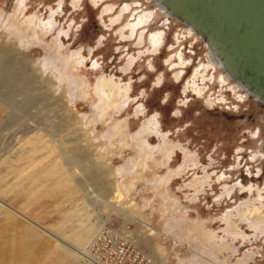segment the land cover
Returning <instances> with one entry per match:
<instances>
[{"label": "rangeland", "instance_id": "obj_1", "mask_svg": "<svg viewBox=\"0 0 264 264\" xmlns=\"http://www.w3.org/2000/svg\"><path fill=\"white\" fill-rule=\"evenodd\" d=\"M23 1L0 0V264H34L50 244L43 264H264V231L234 238L226 223L264 187L263 113L227 87L208 104L219 89L209 80L204 94L184 92L203 43L175 46L172 19L156 53L119 37L118 7L148 0ZM51 14V29L28 32L29 18ZM180 49L192 64L176 79ZM77 51L84 61L71 66ZM101 77L129 85L126 102L102 104Z\"/></svg>", "mask_w": 264, "mask_h": 264}, {"label": "bare ground", "instance_id": "obj_2", "mask_svg": "<svg viewBox=\"0 0 264 264\" xmlns=\"http://www.w3.org/2000/svg\"><path fill=\"white\" fill-rule=\"evenodd\" d=\"M16 1L18 7H21L24 4L23 0H16ZM80 1L81 0H75L74 6H79ZM91 1L97 3L103 0H91ZM148 1L151 3L152 7L148 5L143 6L144 4L140 2H136L137 6H135L134 8H131L130 5L127 3L123 4L120 8L118 7L117 14L111 18L110 22L112 24L119 22L122 19V17H124V13L126 15V13L128 12V20L126 24L124 25L123 29H120L117 32L119 37H124V33L128 31L130 33L129 35H131L133 39L137 40L138 45H141V43L146 38L148 44L151 47V50L154 53H156L159 51V49L163 44V40L165 36L164 34L168 26V23L171 20V16L163 7V5L158 3L156 0H148ZM113 10L114 8L112 6H106L103 9V12L104 11L113 12ZM155 13L159 14L162 17V21L156 22L157 25L153 27L152 25L154 23L153 21H154ZM53 14H51L49 20L45 23H41L38 20V17L36 16L29 18L26 22V26H25L26 29L32 35L38 37L41 36L43 29H51L54 26L55 20ZM172 21L179 22L174 17L172 18ZM180 30L181 32H177L174 38L177 41V44L175 46H178V43L180 42L179 40L181 38L186 39L187 37L190 36H192L193 39L196 40L198 39L201 41L200 36L194 33L190 26L184 24L182 25ZM201 42L203 43V47L205 48V55H204L205 61L202 63L199 62L200 64L193 67V69L190 71L189 74L190 77L186 80L185 84H187V86L185 87L184 92L188 90L190 86L198 96L204 94L203 92V88H205L204 85L206 83V80H209L213 84L215 83V85L218 84L219 89H217V91L213 95L209 94L207 96L206 102L208 104H212L215 102H225L227 98H225L224 90H221L222 88L225 87L229 89L231 96L236 98L238 101L251 99L253 102H255L256 98L249 96V92H247L246 89L239 82L230 79L228 73L222 67L220 61L214 55L210 47L205 42L203 41ZM175 46H170V47L174 48ZM170 60L173 70H177V72L175 71L176 79L181 78L184 74V71L188 69L192 64V59H186L185 54L181 49L178 50V52L174 53L170 57ZM82 61H84V58L81 56L80 52L77 51L70 54V58L67 61V63H69V65L72 66ZM129 90H130L129 85H125L124 88H121V86L115 84L113 80L111 79L105 80L104 77H101L96 85V91L102 104L110 103V104L118 105L119 103L126 102L129 95ZM262 113L263 114L261 118L264 121V112ZM158 122L159 121L157 115L153 114L146 122V127H145L146 131L147 132L157 131V128L159 126ZM256 133L257 132H255L254 134L256 135ZM143 136L144 135H142V138ZM171 151L172 150L170 148L167 149L166 155H168V157H170L169 155ZM252 158H254V156ZM224 175L225 173H221L217 179L223 180ZM257 176L258 175H256V177ZM244 188H245L244 185H242L241 182H239L237 185H234L232 187H228V186L225 187V192L231 189L232 194L235 195L237 192L241 191ZM263 189L259 188V190H256L257 196L252 198L250 201L247 198H246L247 200H243L245 202L242 205L240 203V206L236 208L234 212H232V210L229 209L228 212L230 214H228L226 217V221H227L226 223L228 227L234 226L233 228L234 231L231 232L234 238L236 236L245 235L246 230L245 229L241 230V227L250 228L255 230L256 232L264 231V190ZM195 191H197V188H195ZM238 229H240V231ZM235 264H243V260L240 259L237 262H235Z\"/></svg>", "mask_w": 264, "mask_h": 264}, {"label": "water", "instance_id": "obj_3", "mask_svg": "<svg viewBox=\"0 0 264 264\" xmlns=\"http://www.w3.org/2000/svg\"><path fill=\"white\" fill-rule=\"evenodd\" d=\"M156 1L200 36L264 112V0Z\"/></svg>", "mask_w": 264, "mask_h": 264}, {"label": "crops", "instance_id": "obj_4", "mask_svg": "<svg viewBox=\"0 0 264 264\" xmlns=\"http://www.w3.org/2000/svg\"><path fill=\"white\" fill-rule=\"evenodd\" d=\"M50 245L49 246H46L47 248H46V251L45 252L37 253L38 255H36V258L34 260V264H43V258L50 256V250H49ZM49 264H51V262H49Z\"/></svg>", "mask_w": 264, "mask_h": 264}]
</instances>
